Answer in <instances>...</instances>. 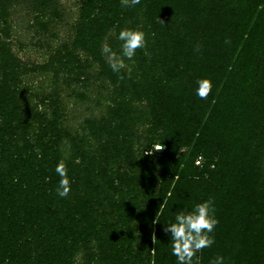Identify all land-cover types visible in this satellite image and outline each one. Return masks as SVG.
I'll list each match as a JSON object with an SVG mask.
<instances>
[{"label":"trees","instance_id":"16d2710c","mask_svg":"<svg viewBox=\"0 0 264 264\" xmlns=\"http://www.w3.org/2000/svg\"><path fill=\"white\" fill-rule=\"evenodd\" d=\"M61 8L0 0V264H176L163 224L206 199L219 223L199 264H264V0H75L51 51ZM16 9L42 64L13 51ZM122 28L147 42L113 72Z\"/></svg>","mask_w":264,"mask_h":264},{"label":"clouds","instance_id":"9594fccd","mask_svg":"<svg viewBox=\"0 0 264 264\" xmlns=\"http://www.w3.org/2000/svg\"><path fill=\"white\" fill-rule=\"evenodd\" d=\"M122 2L128 6H135L141 0H122ZM116 38L121 42L122 55L113 52L111 46L106 45L104 47V51L111 60L110 67L113 72H119L124 66V58L131 60L136 55L137 49L144 48L147 42L146 33L139 28H122ZM211 91V80L204 78L196 81V96L206 99ZM161 148L159 143L150 146L147 155L151 156L153 150L159 151ZM202 160L203 157L201 156L196 163L199 164ZM55 173L60 177L56 188L57 195L65 198L71 191V179L68 168L63 161L57 163ZM170 195L171 193H169ZM154 223L160 222L155 219ZM218 223L219 221L215 216L214 201L206 199L196 203L191 210L182 209L175 215L174 220L163 224L164 232L170 234L171 254L176 258V264H199L198 253L205 248H211L215 243L213 233ZM152 255L155 256L154 249ZM210 264H227V261L223 255H216Z\"/></svg>","mask_w":264,"mask_h":264},{"label":"rangeland","instance_id":"374dc122","mask_svg":"<svg viewBox=\"0 0 264 264\" xmlns=\"http://www.w3.org/2000/svg\"><path fill=\"white\" fill-rule=\"evenodd\" d=\"M55 3L57 5L63 6L65 9L61 8V16L64 18L63 20H60L59 22H52L50 24V29L49 32L52 34H57V38L51 39V51L54 49V46H56L57 42H60L61 40H64L65 37L69 36L70 30L69 26L67 25V22L69 19H73L75 17L74 14H72V11L74 9V4L75 0H55ZM14 14L12 17V21H15L18 24L17 31H15V36H14V41H13V51L18 55V57L23 61V62H30L33 64H42L44 61L47 60L46 55H50V51L47 52V49L45 48L44 45H40V48H32L33 45L35 46L34 43H36V40L34 39L33 41L31 40L32 34L30 31L27 30L26 23L29 21V14L26 16L24 12H22L19 9L14 10ZM65 12L67 15L64 17ZM18 20V21H16ZM243 25V23H242ZM243 27V26H242ZM27 30V31H26ZM38 38V37H37ZM48 38V36H45V39ZM53 43V44H52ZM23 47V48H22ZM47 53V54H46ZM36 77V76H33ZM25 78V77H24ZM38 82L34 79L35 84H39V79L36 78ZM65 102L69 103L70 109H74L75 116L79 115L82 117V115H91L93 112H96L97 110H93L92 106L87 107L85 104L82 105V107L78 108L75 107L74 105H71L72 102H68L65 99ZM87 108V109H86ZM91 110V111H88ZM91 112V113H90ZM72 121H77V118L74 119V117L71 119ZM72 121L70 122L69 125H71ZM75 124L72 125L74 127ZM145 154V152H144Z\"/></svg>","mask_w":264,"mask_h":264}]
</instances>
